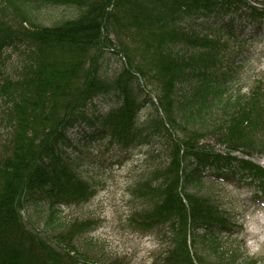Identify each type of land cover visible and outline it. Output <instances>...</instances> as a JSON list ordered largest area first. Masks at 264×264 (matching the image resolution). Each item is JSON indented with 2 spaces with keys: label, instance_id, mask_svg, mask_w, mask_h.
<instances>
[{
  "label": "trees",
  "instance_id": "obj_1",
  "mask_svg": "<svg viewBox=\"0 0 264 264\" xmlns=\"http://www.w3.org/2000/svg\"><path fill=\"white\" fill-rule=\"evenodd\" d=\"M258 3L0 0V55L8 47L26 46L16 78L0 70V116L6 132L0 142V264H91L87 257L76 255L72 245L74 233L89 223L59 231L63 225L58 208L88 201L94 194L60 143L83 117L80 108L111 90L121 101L101 118L100 137L124 146L140 144L145 137L136 126L139 110L149 101L156 111H163L159 132L169 134V160L155 170L161 177L159 203L149 218L182 229L184 235L187 230L194 243L209 247L221 262L237 255L222 240L232 216L215 199L190 189L203 186L208 175L226 179L241 172L243 178L259 179L264 192V168L202 142L214 136L230 149L264 150V87L256 84L249 95L228 97L226 82L233 71L218 69L225 65L218 47L223 38L242 43L246 39L237 30L241 22L264 20V0ZM37 4L73 5L81 12L54 25H38L27 15V9L39 8ZM17 6L22 14L13 12ZM111 6L117 12H110ZM122 6L128 22L116 23L115 28L129 40L116 48L109 21H118ZM232 12L235 16L225 20ZM209 21L212 24L204 25ZM108 47L124 54H119L125 63L113 81L101 70L100 58ZM198 48L202 49L196 53ZM142 79L156 85L159 107L149 94L142 97L143 89L148 90ZM90 135L83 132L81 141ZM37 206L48 211L43 223L55 234L24 224L27 207ZM38 215L42 218L40 211ZM176 257L180 264H194L187 245ZM164 264H169L168 258Z\"/></svg>",
  "mask_w": 264,
  "mask_h": 264
},
{
  "label": "rangeland",
  "instance_id": "obj_2",
  "mask_svg": "<svg viewBox=\"0 0 264 264\" xmlns=\"http://www.w3.org/2000/svg\"><path fill=\"white\" fill-rule=\"evenodd\" d=\"M247 1L253 5L257 0ZM37 5L39 8L32 12L27 9V15L38 25H54L74 18L81 12L80 8L73 5ZM11 6L15 7L13 4ZM19 7L13 12L17 14ZM23 11L26 9L23 8ZM109 11L117 12L112 6ZM124 11L122 6L118 21L112 22L111 18L109 21V36L116 48H119L122 41L125 43L129 40L126 33H120L115 28L116 23L127 24ZM18 14H22L21 10ZM9 15H13L12 11H9ZM233 16L234 12L225 15L224 19L228 20ZM196 22L203 23V20L197 19ZM243 22L244 20L241 25H244ZM208 24H212L211 21L204 25ZM246 34L250 37L244 43L225 37L218 46L225 61V65H220L218 69L226 67L225 70L233 71V77L226 83L229 86L226 94L228 97L234 98L239 93L249 95L257 83L264 87V21L260 27H255L252 23L247 25L244 35ZM25 47H8L2 52L0 70L4 75L6 73L16 78L21 73L22 67L18 61L20 58L24 59ZM201 49L191 51L198 53ZM119 54L108 47L100 58L102 74L108 81H113L124 66L125 61ZM142 82L148 89H143L142 97L147 98L149 94L153 100L156 99V85L144 79ZM120 101L121 98L113 90L92 98L80 108L79 113L83 117L66 132L67 139L60 143V148L73 159L79 175L88 180L94 189V194L88 201L59 207L57 211L63 225L59 227V231L77 223H89V226L82 229L79 227L74 233L76 238L72 245L77 249V255L98 264H164L166 258L169 259V264H180L176 254L187 245L190 254H194L193 258L196 256L194 260L199 264H264V194L260 192L259 179H244L239 172L235 180L207 177L209 181L203 186L190 189L215 199L223 212L237 220L229 235L223 233L222 239L226 248L234 249L237 255L224 262L217 259V255L209 247L197 241L194 243L187 230L184 235L182 229L177 230L164 222L158 225L154 223V219L149 218L153 207L159 203L161 177H158V171L155 170L166 165L169 160V134L159 132V118L163 111L161 108L159 112L156 111L154 105L147 101L136 118V126L145 137L140 144L124 146L98 136L101 118L117 108ZM156 102L155 106L159 107L158 101ZM2 122L4 123L0 116V142L3 141V136L6 137ZM83 132L94 136L90 135L81 141ZM177 133L181 134V131L178 130ZM202 142L209 144L217 152L230 151L234 157L246 158L264 167L263 149L254 148L247 154L242 147L230 149L225 142L214 136H209ZM27 208L29 212L25 211L24 224L28 229L37 228L47 235L55 234L43 223V217L48 211L38 206ZM37 211L41 212L42 218L37 216ZM29 214L31 218H28ZM257 230L260 231V237Z\"/></svg>",
  "mask_w": 264,
  "mask_h": 264
}]
</instances>
